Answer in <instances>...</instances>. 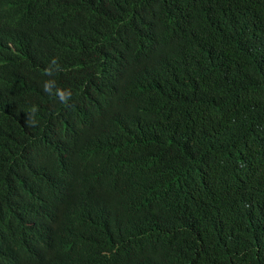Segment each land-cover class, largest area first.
<instances>
[{"label": "trees", "instance_id": "trees-1", "mask_svg": "<svg viewBox=\"0 0 264 264\" xmlns=\"http://www.w3.org/2000/svg\"><path fill=\"white\" fill-rule=\"evenodd\" d=\"M2 3L0 69L17 50L65 48L68 39L85 48L83 57L50 49L33 59L29 98L26 82L3 66L0 105L26 120V149L50 167L52 153L102 154L109 145L115 147L110 157L128 165L115 176V218H129L98 248L128 244L141 218L154 234L143 251L152 260L142 264H264V0ZM104 58L110 73L93 63ZM57 89L70 101L51 100ZM105 98L135 111L116 102L93 105ZM154 118L164 141L186 131L211 142L216 180L148 139L143 129ZM128 133L134 135L129 157L123 155ZM233 159H241L236 174L247 176L229 184L220 166ZM123 179L135 187L124 188ZM91 192L104 196L100 186ZM126 258L132 263L138 255L127 250Z\"/></svg>", "mask_w": 264, "mask_h": 264}, {"label": "clouds", "instance_id": "clouds-1", "mask_svg": "<svg viewBox=\"0 0 264 264\" xmlns=\"http://www.w3.org/2000/svg\"><path fill=\"white\" fill-rule=\"evenodd\" d=\"M7 3L0 4V22ZM53 49L73 57H83L82 44L67 40L65 48L59 45L33 47L17 50L1 64L0 93L6 92L1 80L2 67H10L27 84V70L33 59H41L46 51ZM108 58V57H107ZM104 58L93 61L98 69L110 73ZM55 102H69V93L55 91ZM116 102L124 108L135 111L124 101L105 98L94 103L98 108ZM152 119L143 129L144 135L162 143L167 157L187 163L191 169L203 176L215 179L212 164L217 159L216 148L211 142L199 139L193 133L184 131L164 141L156 120ZM117 135L116 131L113 136ZM29 127L19 114L4 111L0 105V264H109L119 257V264H142L152 260L150 253L143 251L153 241L154 234L145 221L137 218V225L131 240L122 247L98 248L97 245L115 239V231L121 232L127 218L120 214L115 218V176L128 165L115 162L114 145L104 148L105 153L73 152L65 155L52 153L49 159L53 165L43 163L30 155L26 149ZM126 141L129 151L123 155L132 156L134 135L128 133ZM170 150L168 151V149ZM121 154V150H116ZM257 158H252L251 166ZM247 175L238 172L226 175L229 184L238 183ZM216 180V179H215ZM123 187L133 189L131 179L122 180ZM100 186L103 198H93L91 190ZM58 195H69L56 198ZM154 209L163 214V207L151 202ZM251 236L253 231L250 230ZM127 250L138 255L130 263Z\"/></svg>", "mask_w": 264, "mask_h": 264}, {"label": "bare ground", "instance_id": "bare-ground-1", "mask_svg": "<svg viewBox=\"0 0 264 264\" xmlns=\"http://www.w3.org/2000/svg\"><path fill=\"white\" fill-rule=\"evenodd\" d=\"M230 162L232 163L231 166H228L227 161L222 163V165L220 166V170L226 175H235L241 159H233L230 160Z\"/></svg>", "mask_w": 264, "mask_h": 264}]
</instances>
